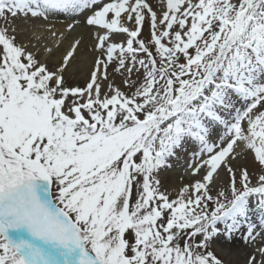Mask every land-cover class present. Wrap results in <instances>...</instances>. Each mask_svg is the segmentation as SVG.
I'll return each instance as SVG.
<instances>
[{
	"label": "snow or ice",
	"instance_id": "snow-or-ice-1",
	"mask_svg": "<svg viewBox=\"0 0 264 264\" xmlns=\"http://www.w3.org/2000/svg\"><path fill=\"white\" fill-rule=\"evenodd\" d=\"M84 13V53L18 39L59 48L80 21L50 16ZM189 144L198 178L169 190ZM225 244L264 264V0H0V264H227Z\"/></svg>",
	"mask_w": 264,
	"mask_h": 264
},
{
	"label": "bare ground",
	"instance_id": "bare-ground-1",
	"mask_svg": "<svg viewBox=\"0 0 264 264\" xmlns=\"http://www.w3.org/2000/svg\"><path fill=\"white\" fill-rule=\"evenodd\" d=\"M86 15H87V13H84L83 15H79V16H75V17L68 16V15H53V16H50L49 22H51L52 24L55 25L56 30L65 31L66 25L68 23H72L74 19L82 22L83 19L85 20ZM35 23L40 24V23H44V22L43 21H35ZM16 24L19 26V28L24 29L23 31H19L18 39L20 41H23L24 43L28 44L30 49L37 47L35 44H32L33 40H37V39H41V41L44 42L43 46L39 47V48H41V50L43 49V47L45 45H47L49 47H53L54 55L49 57L50 62L59 59V57L63 53L64 49H66L69 46V44H70L69 39L70 38L73 39L75 37H83L84 47H82V49H81L82 53H84L85 48L90 47L94 43V35L92 34V29H89V30L82 29L80 31L72 32L70 34L66 33V39H64L62 45H60L59 48H56L53 46V38L49 35V33L45 29H43V28L33 29L29 25L23 24V22L19 21V20L16 21ZM148 31L149 30L144 32V35L146 37H148ZM34 33H35V36H34ZM37 37H39V38H37ZM92 59L89 58V53H87V59H86L85 63H82L80 65H73L72 69H70L69 73H68L69 84L80 85V86L84 85L85 80L87 79L88 65H90ZM113 76H114V74L111 75V77H113ZM115 83L118 84V81H115ZM196 151H198V148H187V150L184 154L179 155V159H178L179 164L185 165L184 163L186 162V160L188 161V163H191V161L193 159V153ZM240 165H247L249 167H252L251 155L247 160L243 161ZM185 180L186 181L187 180L192 181L193 179L191 178V179H185ZM183 183H185V182H183ZM173 185L176 186V183H174ZM178 188L179 187L176 186L174 188H171L170 190H176ZM257 201H258V198L251 201V203L254 207L255 214L257 216H259L260 210H259V207L257 205ZM225 245L229 248L234 247V246L228 245V244H225ZM237 246H235V247L237 248ZM248 251H249V249H246L245 252H243V255L241 257V262H240L241 264H244V258L243 257L245 256V254ZM228 255L229 254H227V255L223 254L221 256H223L224 259H228ZM242 261H243V263H242ZM232 262H233V260L231 259L229 264H232Z\"/></svg>",
	"mask_w": 264,
	"mask_h": 264
},
{
	"label": "rangeland",
	"instance_id": "rangeland-1",
	"mask_svg": "<svg viewBox=\"0 0 264 264\" xmlns=\"http://www.w3.org/2000/svg\"><path fill=\"white\" fill-rule=\"evenodd\" d=\"M107 2V0H106ZM150 3H153V4H156L158 2H160V0H149ZM129 27H131V25H129ZM89 30V29H92L90 27H88L85 22L82 20V22H80V25L78 27H76V29L73 31V32H76V31H80V30ZM147 30H149V21L148 19L146 18V21H145V25H144V30L142 32V36L147 39V37L144 35V32H146ZM92 34L94 35V30L92 29ZM116 39L120 40V41H124L126 39V34H123V33H120V34H117L116 36ZM72 41V39L70 38L69 39V43ZM23 42V41H22ZM32 44H35L37 47H42L44 42L41 41V39H37V40H33V43ZM96 55V53H89V58H93L94 56ZM109 72L111 73V69H109ZM118 75H115L113 77H111L112 79H114V81H118V85L121 86V88H124V85L121 83V78L118 76ZM120 81V82H119ZM188 146V147H187ZM187 148H197L196 145L194 144H189V145H186L185 148L183 150H179L178 153H177V156L174 157L172 160H171V164H172V167L169 168V169H166V170H163L160 172V175H159V178L161 179V182L163 184V186L167 189H171V188H174V187H180L182 185L183 182H189V180H185V179H197L198 177H194V176H191L188 169H189V165L186 166V165H183V164H179V155H182L186 152ZM250 157V155H249ZM248 157V158H249ZM247 159H239L237 161H233V164L234 165H240L243 161H245ZM190 164V163H189ZM221 179L224 181V182H227V175L225 173H221ZM178 181V182H177ZM176 183V186H174L173 184ZM174 186V187H173ZM258 197H253L251 201L257 199ZM226 249H229V247H227L226 245H224L223 248H217V251L220 255H223V254H229L228 255V259H225L227 261V264L230 263V260L232 259L233 262L232 264H241V257L243 255V252H245V250L247 249L246 247L242 246V245H238L237 248L236 247H233V251L231 253H229L228 251H226ZM244 258V257H243ZM243 263V261H242Z\"/></svg>",
	"mask_w": 264,
	"mask_h": 264
}]
</instances>
